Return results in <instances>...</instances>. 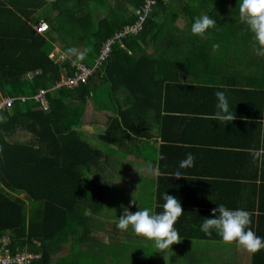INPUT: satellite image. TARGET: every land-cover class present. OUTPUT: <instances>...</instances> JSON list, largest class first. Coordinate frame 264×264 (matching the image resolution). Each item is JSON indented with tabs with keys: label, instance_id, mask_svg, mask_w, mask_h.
<instances>
[{
	"label": "trees",
	"instance_id": "16d2710c",
	"mask_svg": "<svg viewBox=\"0 0 264 264\" xmlns=\"http://www.w3.org/2000/svg\"><path fill=\"white\" fill-rule=\"evenodd\" d=\"M144 1L0 0V99L14 98L0 111V238L9 237L11 254L23 248L39 253L31 264L100 260L95 251L83 250L91 252L88 262L76 254L93 240L92 218L104 212L103 188L90 177V171L101 166L102 152L90 147L78 130L86 100L107 98L115 103L116 116L108 119L99 135L104 144L114 145L121 133L134 135L132 125L137 123L138 128L148 108L163 97L162 59H169L170 50L177 48L178 31L190 27L197 14L182 0H156L139 32L114 43L87 80L72 89L51 88L61 77L73 76L74 63L92 65L105 40L136 20L133 12ZM208 16L217 20L216 14ZM39 22L46 24L43 33L34 29ZM146 42L155 49L154 55L142 48ZM55 47L66 57L56 61L50 56ZM182 70L175 65L167 71L172 76L169 83ZM29 72L36 74L27 79ZM152 74L160 79L151 84ZM140 78L146 92L142 97L136 84ZM101 86L108 91L101 92ZM38 90L46 91V109L28 99ZM118 92L123 101L114 102ZM22 96L27 98L24 102L18 99ZM16 133L28 138L13 139ZM250 220L248 227L264 238L251 216ZM174 228L179 237L188 235L177 221ZM202 234L222 240L215 232ZM251 264H264V249L252 254Z\"/></svg>",
	"mask_w": 264,
	"mask_h": 264
},
{
	"label": "crops",
	"instance_id": "0c3cea01",
	"mask_svg": "<svg viewBox=\"0 0 264 264\" xmlns=\"http://www.w3.org/2000/svg\"><path fill=\"white\" fill-rule=\"evenodd\" d=\"M182 5L197 16L216 14L215 26L203 36L191 34L188 26L178 31L177 48L170 50L169 59H162L166 87L160 104L148 108L139 129L137 123L132 125L134 135L121 133L115 147H99L103 160L90 171V177L103 188V211L109 205L127 207L133 199L139 208L160 212L164 193L178 198L183 213L177 225L188 235L160 250L131 227L119 230L113 217L104 221L102 212L91 220L93 240L81 246L85 251H97L95 257L101 264L123 263L130 249L122 246L126 236L136 242L130 264H215L218 262L210 261L215 258L219 264H239L234 260L241 263L243 259L251 264L253 253L234 242L203 237V219L220 204L247 211L259 226L258 232L264 234V55H257L253 34L240 20L239 0H182ZM142 48L155 54L147 42ZM50 56L56 61L66 57L57 47ZM175 65L183 70L169 83L172 76L167 71ZM140 79L136 84L142 97L146 92ZM159 79L152 74L148 82ZM218 90L228 98L232 120L216 115L214 93ZM122 98L118 92L114 102ZM84 109L78 128L82 138L102 142L99 135L117 112L115 103L107 98L87 99ZM21 134L12 138L23 140ZM188 153L194 157L193 165L179 167ZM177 172L182 177L176 178ZM136 210L135 205L130 208Z\"/></svg>",
	"mask_w": 264,
	"mask_h": 264
},
{
	"label": "clouds",
	"instance_id": "9594fccd",
	"mask_svg": "<svg viewBox=\"0 0 264 264\" xmlns=\"http://www.w3.org/2000/svg\"><path fill=\"white\" fill-rule=\"evenodd\" d=\"M240 20L243 21L248 30L253 34L257 48V55H264V0H239ZM215 20L207 14L195 17L190 25V32L193 35L203 36L209 29L215 26ZM217 47V45H213ZM217 103L215 105L216 115L219 119L232 120L229 112V101L224 91L214 93ZM194 157L191 153L186 154L185 159L180 161L179 167L192 166ZM176 178L182 177L179 172ZM162 211L156 213L150 207L139 208L132 199L129 205H121V215L118 218L116 227L119 230L132 231L146 239L152 240L157 249H169L174 243L180 240L174 223L183 213L178 198L163 194ZM135 205L137 210L130 211ZM250 215L243 209H229L223 204L216 205L211 210L210 217L204 218L200 225V231L205 235L215 232L224 242L235 243L249 253H256L264 249V238L256 235L250 225Z\"/></svg>",
	"mask_w": 264,
	"mask_h": 264
},
{
	"label": "built area",
	"instance_id": "2783aa9c",
	"mask_svg": "<svg viewBox=\"0 0 264 264\" xmlns=\"http://www.w3.org/2000/svg\"><path fill=\"white\" fill-rule=\"evenodd\" d=\"M156 0H145L144 3L136 9L133 13L136 20L132 24H128L122 27L121 30L116 31L102 44L98 56L93 60L92 65L87 66L83 63H74V74L71 77L64 78L61 77L58 82H56L51 89H58L65 87L67 89H72L78 86L79 83L87 80L92 73L99 68V66L108 57L111 47L114 43L120 42L126 36L136 35L142 27L143 22L147 15L151 12L153 5H155ZM37 33H43L46 30V24L39 22L35 27ZM36 73L29 72L26 74V78H32ZM44 90H38V92L31 98L34 102L39 103L42 109L47 108V103L45 99ZM20 102H24L27 98L22 96L18 98ZM0 111L7 107H10L14 101V98H4L0 99ZM10 239L8 236H3L0 238V264H31L33 261L39 259V253H32L26 248L18 251V253L11 254L9 249Z\"/></svg>",
	"mask_w": 264,
	"mask_h": 264
},
{
	"label": "rangeland",
	"instance_id": "374dc122",
	"mask_svg": "<svg viewBox=\"0 0 264 264\" xmlns=\"http://www.w3.org/2000/svg\"><path fill=\"white\" fill-rule=\"evenodd\" d=\"M101 11H103V12H106L105 11V9L104 8H102V9H100ZM102 88L100 89L101 90V92H104V90L107 92L108 91V89L107 88H105L104 89V87L105 86H101ZM104 89V90H103ZM1 102V101H0ZM24 135V134H23ZM22 134L19 136V138L21 137L23 140L25 139V137L23 136ZM87 143H88V145L90 146V147H92V148H94V149H100L99 147H101V145H103L104 147H105V144L103 143V142H100L99 140L97 141V140H94V139H92V138H88V139H84ZM120 140H118V142H119ZM118 142H113L114 143V147L118 144ZM121 207L120 208H118L116 205H109V207H106L105 209H104V213H105V218L103 219L104 221L108 218V217H113V219H115V220H118V218L117 217H119L120 215H121ZM103 224H105V223H102L101 224V226L103 225ZM100 226V227H101ZM92 241V240H91ZM135 244H136V242H131L130 241V237L129 236H126L125 238H123V247H124V249H126L127 247L128 248H130V249H128V252H127V254H126V256L123 258V260H122V264H130V261H132V254H130L131 252H135ZM82 249V248H81ZM104 249H102L101 251H103ZM140 250L141 251H143V247H140ZM91 252H92V250H90ZM87 252H89V251H87ZM87 252H85L84 253V251H83V249L82 250H80V252L78 251V252H76V254H77V256H78V258H79V260L81 261L82 260V262H88L89 261V259H90V257H89V254L87 253ZM91 252H89V253H91ZM93 254H95V256L96 255H98L97 253V251L96 252H92ZM141 254H144V253H141ZM114 255H113V253H110L109 255H108V257H113ZM218 258H215V259H211L210 261H214V262H218V263H215V264H219L220 263V261L219 260H217ZM145 261H147V258H146V256H145V260L143 261V263H145ZM247 260H245V259H243L242 260V262L240 263V262H238V260H234V262H236V263H239V264H246L247 262H246ZM100 263H102L101 261H99L98 262V264H100ZM83 264H85V263H83ZM112 264H114V263H112Z\"/></svg>",
	"mask_w": 264,
	"mask_h": 264
}]
</instances>
